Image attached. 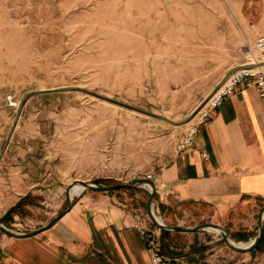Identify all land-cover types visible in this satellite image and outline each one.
Wrapping results in <instances>:
<instances>
[{"label": "rangeland", "instance_id": "374dc122", "mask_svg": "<svg viewBox=\"0 0 264 264\" xmlns=\"http://www.w3.org/2000/svg\"><path fill=\"white\" fill-rule=\"evenodd\" d=\"M262 34L264 0H0V155L25 95L78 88L28 98L0 163L12 187L1 191L0 223L18 233L47 226L69 208L67 191L80 181L112 186L155 178L189 148L182 146L213 93ZM17 177L31 203L4 219ZM151 190L102 193L128 197L159 239L148 212ZM158 200L154 213L167 226L214 220L203 208L163 211ZM263 209L262 200L236 207L220 226L230 240L251 242ZM162 239L180 264H264V251L237 252L209 230L169 231Z\"/></svg>", "mask_w": 264, "mask_h": 264}, {"label": "crops", "instance_id": "0c3cea01", "mask_svg": "<svg viewBox=\"0 0 264 264\" xmlns=\"http://www.w3.org/2000/svg\"><path fill=\"white\" fill-rule=\"evenodd\" d=\"M21 181L16 178L4 215L31 192L20 189ZM153 181L163 211L194 214L203 208L218 225L236 207L264 201V102L258 88L246 81L225 98L194 145ZM5 188L12 187L0 172V197ZM138 211L118 192L84 191L50 229L30 238L0 235V264H152L148 242L156 232ZM237 235L247 241L245 233Z\"/></svg>", "mask_w": 264, "mask_h": 264}, {"label": "water", "instance_id": "95a60500", "mask_svg": "<svg viewBox=\"0 0 264 264\" xmlns=\"http://www.w3.org/2000/svg\"><path fill=\"white\" fill-rule=\"evenodd\" d=\"M243 66H237L235 68H232L228 71V73L226 74V76L224 77L223 81L221 82L220 85H223L227 79L233 74L235 73L236 71L242 69ZM75 89H78L77 87H58V88H52V89H41V90H36V91H32L30 93H28L27 95H25V97L21 100L19 106H18V111H17V115H16V119L14 121V124L11 128V131L8 135V138L6 140V143L4 145V148L2 150V153L0 155V163H1V160H2V156L4 154V152L6 151L8 145L10 144V141L12 139V136L15 132V129L18 125V122L20 120V117H21V114H22V111H23V108L28 100V98L30 96H33V95H42V94H49V93H57V92H63V91H68V90H75ZM100 96V95H99ZM104 97V96H102ZM110 101H114V102H118L120 104H123V105H126V106H129V107H132L131 105H128V104H125V103H122L120 101H117V100H114V99H111V98H108V97H104ZM135 108V107H133ZM146 112V111H145ZM149 114L151 115H154V116H157V117H160L172 124H175V125H183L184 123L183 122H176L166 116H163V115H160V114H155V113H151V112H148ZM79 184H81L82 186H84V190L82 192H84L85 190H92V191H98V192H109V191H113V190H119V189H123V188H130V187H137V186H141V185H147V186H150L151 187V196H150V199H149V202H148V212H149V215L152 219V222L157 225L160 229L162 230H165V231H175V232H182V233H198L200 231H204V230H207L208 228H212V229H219L222 231V235H223V239L225 240V242L227 243V245L232 248L233 250L237 251V252H240V253H248V252H252L253 250L257 249L258 246L260 245L261 243V239L263 237V232H264V209L262 210L261 214H260V228H259V234L257 236V238L254 240L253 243H251L250 246L248 247H240V246H236L234 244H232L230 242V239L228 237L230 231L227 230L226 228L224 227H221L220 225L218 224H214V223H204V224H201L197 227H182V226H167L165 223H160L158 221V219L156 218V215L154 213V205H155V200L156 198L158 197V189H157V186H156V183L152 180V179H149V178H143V179H139V180H135L131 183H128V184H117V185H112V186H97V185H94V184H89V183H86V182H83V181H80L78 182ZM75 185H73L70 189H68L67 191V198H68V202H69V208H71L73 206V202L71 201V189L74 187ZM68 208V209H69ZM66 212V211H65ZM63 212L60 216H58L57 218H55L51 223H49L47 226L39 229V230H35V231H32V232H27V233H18V232H14L13 230L9 229L8 227L2 225L0 223V231L4 232L6 235L8 236H11V237H14V238H30V237H34L36 235H38L39 233L43 232V231H46L48 229H50L56 222H58L61 217L64 215Z\"/></svg>", "mask_w": 264, "mask_h": 264}, {"label": "built area", "instance_id": "2783aa9c", "mask_svg": "<svg viewBox=\"0 0 264 264\" xmlns=\"http://www.w3.org/2000/svg\"><path fill=\"white\" fill-rule=\"evenodd\" d=\"M240 66H243V68L233 73L227 81L213 93L208 103V110L203 112L198 127L193 128L190 135L186 138L182 146L183 149L194 144L195 135H197L200 125L207 121L211 111L218 108L225 98L232 96L244 82H252L258 88L259 94L264 102V34L257 38L246 61ZM148 178L151 179L153 177L149 175ZM148 250L150 252L152 264H180L177 258H172L162 253L158 238L154 235L148 242Z\"/></svg>", "mask_w": 264, "mask_h": 264}, {"label": "trees", "instance_id": "16d2710c", "mask_svg": "<svg viewBox=\"0 0 264 264\" xmlns=\"http://www.w3.org/2000/svg\"><path fill=\"white\" fill-rule=\"evenodd\" d=\"M28 203H31L29 201V196L23 198L20 200V202H18L15 206H13L9 211L8 213L5 215L4 219H9L10 217L12 218L14 215L18 214L19 212V209L24 205V204H28ZM169 235V231H163V234H162V238L164 239L166 236ZM162 239V240H163ZM161 249H162V253H164L165 255H168L172 258H175L174 257V253L171 252V251H167L163 246H161ZM257 250H260V251H264V232H263V237L261 239V243L260 245L258 246L257 249L253 250L252 252H255Z\"/></svg>", "mask_w": 264, "mask_h": 264}, {"label": "bare ground", "instance_id": "6f19581e", "mask_svg": "<svg viewBox=\"0 0 264 264\" xmlns=\"http://www.w3.org/2000/svg\"><path fill=\"white\" fill-rule=\"evenodd\" d=\"M149 187H150V186H149ZM150 188H151V187H150ZM84 189H85L84 186H82L81 184H79V183L75 184V186L71 189V193H70L71 197H73L74 195H79L80 193H82V191H83ZM155 215H156V218L158 219V221H159L160 223H163V222H164V220H163L162 217L158 216L157 214H155ZM207 230H209V231H213V232H215V233H217V234H222V231L219 230V229L208 228ZM230 242H231L232 244L236 245L232 240H230ZM253 242H254V241H253ZM253 242H251V243H253ZM251 243H244V244L236 245V246H240V247H248V246L251 245Z\"/></svg>", "mask_w": 264, "mask_h": 264}]
</instances>
